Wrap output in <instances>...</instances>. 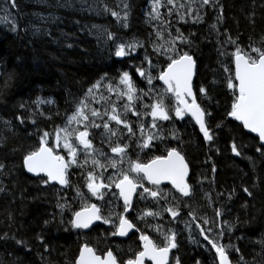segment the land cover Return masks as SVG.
<instances>
[{
    "label": "trees",
    "instance_id": "trees-1",
    "mask_svg": "<svg viewBox=\"0 0 264 264\" xmlns=\"http://www.w3.org/2000/svg\"><path fill=\"white\" fill-rule=\"evenodd\" d=\"M127 2L125 9V0H0V164L4 165L0 169V264H74L84 243L98 254L111 250L122 264L139 252L137 233L114 236L116 228L104 223L107 218L118 225L119 215L125 212L122 201L106 199L101 205L103 221L90 231L71 227L75 211L101 201L86 193L90 165L79 166L84 164L85 154L78 151V164L69 168L70 183L64 188L43 183V176L28 175L23 157L38 148L44 132L56 133L96 81L104 85L128 72L137 89L133 106L151 110L148 106L164 91L157 78L165 67L162 64L160 69L161 62L168 59L155 47H168L177 37V29L187 40L177 39L176 51L188 52L196 61L193 86L207 90L206 111L211 115L206 124L213 134L212 141H205L190 119L167 131L171 144L184 153L190 181L196 186L195 197L185 201L180 214L183 218L186 207L197 216L199 227L185 232L178 226L180 263L217 264L218 254L209 241L217 244L220 240L239 249L236 264H264V155L257 151L256 139L227 115L232 92L227 88L229 74L224 66L234 74V58L220 55L221 51H235V45L225 43L229 36L241 48L260 44L264 0H211L207 5L201 0H174L173 4L161 0L159 19L152 13V0ZM122 7L128 14L126 22ZM221 8L222 21L217 19ZM112 12L119 13L120 19ZM197 15L202 18L198 22ZM108 33L114 34V40L108 39ZM121 42L136 47L126 49V56L116 57L115 48ZM148 60L152 66L146 70L154 77L153 89L138 79L136 71L148 67ZM105 74L107 78L101 80ZM166 97L168 94L164 102ZM233 143L240 155L233 153ZM58 203L67 206L62 209ZM217 210L222 212L223 230L230 231L229 236L204 226L205 221L213 224L219 220ZM218 227L222 228L221 223ZM18 240L24 243L17 244Z\"/></svg>",
    "mask_w": 264,
    "mask_h": 264
},
{
    "label": "snow or ice",
    "instance_id": "snow-or-ice-1",
    "mask_svg": "<svg viewBox=\"0 0 264 264\" xmlns=\"http://www.w3.org/2000/svg\"><path fill=\"white\" fill-rule=\"evenodd\" d=\"M173 2L174 0H167L168 4H173ZM210 2L211 0H201L202 5H207ZM124 7L127 9L128 5L125 4ZM160 7L161 0H152V13L155 14L154 18L156 19L160 18ZM112 15L116 16L117 19H120L119 13L112 12ZM127 15V11H125L123 22H126ZM252 15L254 16L255 14L253 13ZM181 19H183V17H181ZM195 19L198 22L202 18L197 15ZM217 19L221 21L223 19L222 8L221 14ZM125 26H127L126 23ZM213 27H215V25H213ZM177 33V37L172 39L168 47H165L164 45H157L155 47L157 52H160L163 55H168L169 62L167 63V67L162 69L159 74V80H162L166 87L163 93L159 94L156 100L148 106L151 108L150 115L153 118L151 127H157V124L155 123L157 119H170V112L172 109L165 104L164 95L171 93L176 100V106L174 109L175 117L183 119L186 114H190L196 124L199 125V130L203 134L204 140L212 141L213 134L207 126L205 119V117L210 116L211 113H207L201 108L197 103L196 96L193 92V76L197 67L196 61L188 52L180 54L176 51L175 41L177 39L181 42L187 40V38L179 32V29H177ZM107 35L109 40H114V34L108 33ZM160 35V32L157 31V36ZM225 43L236 46L233 53H227L226 51L220 52L221 56H231L234 58V74L230 67L224 66V71L229 74L227 78V88L232 92V102L227 115L234 118L236 121H240L243 128L248 129L253 133H257L259 140L264 142V37L261 38L259 45L250 44L247 51L239 47L238 42L233 40L231 36L228 37ZM69 47H71V45H69ZM135 47L136 44L133 43L117 44L114 55L116 57H124L128 54L126 49L131 50ZM170 52L173 54L169 55ZM148 64L150 67L152 66L151 60H148ZM136 71L140 76H147L148 83H152V76L150 73H147L142 68H137ZM106 78L107 74L101 77V80ZM118 83L123 85L124 89H126V91H121L119 93L120 96H127L129 101V103L124 106L126 114L128 111L132 110L131 102L138 98L137 89L135 88L128 72H123L120 75ZM99 87H101V82L97 81L88 89L85 97L87 98V96L92 95L94 89ZM107 87L110 92L114 90L112 84H109ZM200 93L207 95V90L204 87H201ZM144 94L146 95V93ZM86 98L81 99L73 113L68 116L65 127H58L56 129L57 144L59 145V142L63 140V146L68 152V159L66 160L65 157L54 154L53 149L47 146L49 133L44 132L43 136L40 138L39 147L34 151L28 152L23 157V166L29 173H34L37 176H39L40 173L46 174L47 179L41 177L42 182L45 184H48L50 181H56L61 185L68 186L70 183L68 179V169L72 165L78 164L77 154L79 146L82 145L86 158L84 164L79 166L83 167L86 165L89 162V158H91L93 166L92 170L88 171L86 177V187L89 192L93 196L102 199L103 195L101 189L110 188L111 184L114 183L115 188L119 190L120 197L123 198L125 212H128V210L133 207V194L137 193L138 189H143V191L139 193L141 199L151 197L159 203L161 198H166L167 194H164L159 190L145 187L143 183H140L142 180H147L149 184L153 186H159L162 181H169L173 188L182 196L187 197L191 195L192 188L186 180V177L189 175V166L180 151L176 148H169L167 149V155L155 156L147 163H141L138 160L131 159L125 161L128 145H121L119 143V137L123 136V132L120 131L119 128H111L110 123L114 121L118 126L123 125L124 128L127 129L129 139L135 136L133 126L126 119L122 118L115 105L112 106L110 112L105 111L104 113H101L95 108L89 109ZM189 98L191 102H189ZM37 103H40V101L38 100ZM48 103H51V101H48ZM20 107L23 108L25 105L21 104ZM86 109L90 111V116L86 114ZM134 114L137 116L140 115L138 112ZM104 116L107 117V120H103ZM97 117L102 119V124L95 123ZM17 119L23 122V117L18 116ZM73 123L83 124L84 130L80 131L76 129L70 131L69 128ZM101 126L107 133V141L111 147V152L119 156L118 160L115 158H109L107 163H102L100 159L95 158L97 150L94 148L92 141L89 138V128H100ZM217 127H219V125H217ZM139 129L143 137V123L139 125ZM73 136L75 137V141L79 142L78 145L69 139ZM113 137H117L114 147L111 146L114 142ZM156 138V136L148 135L146 138H143V142L138 146L141 149L148 148L151 141ZM262 149H264V143L261 144V148L257 149V151H261L262 155H264ZM232 151L236 155H240L235 143L232 145ZM99 155L105 156L106 154L101 151ZM125 162L128 165L126 169L124 168ZM106 167H111L117 170L115 180H113L112 177H109V184H105L100 178L102 173L96 174L95 172L96 168L105 169ZM3 168L4 165L0 164V169ZM213 171H215V168H213ZM133 174L136 175L133 176ZM97 180H99V182H97ZM243 190L249 196L252 195L248 188H244ZM77 194L80 195L79 190H77ZM57 206L63 209L67 205L58 203ZM100 211L101 210L95 204L90 206L85 205L79 211L73 213L69 223L74 229H89L94 221L102 219ZM163 211L170 213L173 218L178 216V212L172 207L165 208ZM160 215V211L146 209L138 218L143 220L147 217H156ZM189 215H191V213H189ZM216 215L221 216L222 212L217 210ZM118 219L119 224L115 225L112 220L104 218L105 224H112L116 228V231L113 232L112 235L125 236L130 229L135 228V225L124 215H119ZM48 223L49 221H45V224ZM205 223H207V221H205ZM156 231H162L160 226L156 227ZM201 234H204L203 229H201ZM221 235H223V233H221ZM37 238L40 240L43 239L40 236ZM205 239L207 240L208 237L205 236ZM140 240L143 243L142 250L137 252L133 259L127 260L126 264H144L145 258L151 260L152 264H169V252L171 249L177 248L175 232H170V234L164 235L165 243L163 247L154 243L148 235L141 234ZM16 243L23 244L24 242L18 240ZM209 243H211L212 247L218 254L219 264H231L225 246L217 245L214 241H209ZM261 243L264 244V241ZM236 251H239V249H236ZM74 264H118V261L117 257L111 250H108L102 256L97 255L96 250L85 243L80 247L79 255L76 257ZM176 264H180L179 258H177ZM197 264H199V262H197Z\"/></svg>",
    "mask_w": 264,
    "mask_h": 264
},
{
    "label": "rangeland",
    "instance_id": "rangeland-1",
    "mask_svg": "<svg viewBox=\"0 0 264 264\" xmlns=\"http://www.w3.org/2000/svg\"><path fill=\"white\" fill-rule=\"evenodd\" d=\"M125 4H127L128 5V2H127V0H125ZM96 5H98V4H96ZM104 8H105V6L103 7V10H104ZM124 13V10H123V7H122V12H121V14H123ZM193 56V55H192ZM93 86V85H92ZM91 86V87H92ZM89 89V88H88ZM103 90H104V86L103 85H101V87H99V88H97V89H94V91H93V94L92 95H89V96H87V98L85 97V94L88 92V90L85 92V94L77 101V103H76V105H75V107H74V109L76 108V106H77V104L79 103V101L81 100V99H85L86 98V100H87V103L88 104H90L91 102H93L96 98H98V97H100L102 94H103ZM107 108H109V106L108 105H105L104 107H103V109H107ZM85 123H87V122H85ZM95 123H97L96 122V120H95ZM98 124V123H97ZM65 125H66V123H64L63 124V126H61V128H63V127H65ZM82 127H83V130H84V125H82ZM89 132H90V139H91V141H92V144H95V141H96V139L97 138H99V136H103V134H104V130H102V129H100V128H89ZM78 141H76V144L78 145ZM106 143L107 144H104V143H97L96 145H97V147L98 146H101L103 149H106L107 150V152H109V147H110V145H109V143H108V141H106ZM135 147V146H134ZM98 150H100V152L102 151L103 153H105L106 154V151H103V150H101V149H99V148H97ZM79 151H80V154H85L84 153V150H83V146L82 145H80L79 146ZM79 154V155H80ZM116 154H114V155H112L111 157H115V159H119V158H117V157H119V156H117ZM95 158L96 159H100L101 160V162L102 163H107V162H105L103 159H106V160H108L109 159V157L107 156V154L105 155V156H100L99 154H97V155H95ZM125 161H127V160H125ZM124 165H125V163H124ZM98 170H99V173H102V176L100 177L101 179L103 178V179H106V180H103V182L105 183V184H109L110 183V181H109V177H112V179L113 180H115V178H116V176H117V171H115L116 169H113V168H111V167H106L105 169H101V168H98ZM114 171H115V175H114ZM99 173H97V174H99ZM97 182H99V180H97ZM113 184L114 183H112L111 184V186H113ZM109 188H105V191H107ZM87 191L89 192V190H88V188H87ZM101 193H103V189H101ZM88 197L90 198V199H100V198H98L97 196H93L90 192L88 193ZM179 205L181 204V202H179L178 203ZM179 258H180V256H179Z\"/></svg>",
    "mask_w": 264,
    "mask_h": 264
},
{
    "label": "bare ground",
    "instance_id": "bare-ground-1",
    "mask_svg": "<svg viewBox=\"0 0 264 264\" xmlns=\"http://www.w3.org/2000/svg\"><path fill=\"white\" fill-rule=\"evenodd\" d=\"M119 7V6H118ZM107 9V8H106ZM116 9V8H115ZM119 9V8H118ZM12 11V10H11ZM120 12V11H119ZM18 15V14H17ZM204 18V17H203ZM103 20V19H102ZM1 21V20H0ZM208 22V21H207ZM11 23V22H10ZM107 25V24H106ZM116 29V28H115ZM102 37V36H101ZM104 43V42H103ZM152 60V59H151ZM233 62H234V59H233ZM194 77H195V74H194ZM194 77H193V81H194ZM97 82V81H96ZM96 82H94V83H92L88 88H90L92 85H94ZM101 85H103V84H101ZM104 86V85H103ZM88 88L84 91V93H83V95L85 94V92L88 90ZM82 95V96H83ZM81 96V97H82ZM80 97V98H81ZM79 98V99H80ZM78 99V100H79ZM77 103V102H76ZM76 105V104H75ZM75 107V106H74ZM74 109V108H73ZM123 203H124V201H123V199L121 200ZM183 206H186V202L185 201H183V202H181V204H180V207L178 208V213H179V216L181 217V214H180V208L181 207H183ZM101 211H100V214H101V216H102V219L101 220H98V221H94L93 222V224L90 226V228L89 229H77V230H81V231H83L84 233H86V232H88V231H90L91 230V228H93V227H95L97 224H99V223H101L102 221H103V214H102V207H100L99 208ZM119 224V223H118ZM132 230L133 229H130L129 231H128V233L125 235V236H123V237H127L131 232H132ZM216 230V229H215ZM214 230V231H215ZM218 233V232H217ZM217 235V234H216ZM212 238V237H211ZM85 244V243H84ZM90 247H92V246H90ZM107 252V251H106ZM104 254V253H103ZM103 254H98L97 253V255H103ZM79 255V254H78ZM217 264H219V257L217 256Z\"/></svg>",
    "mask_w": 264,
    "mask_h": 264
},
{
    "label": "flooded vegetation",
    "instance_id": "flooded-vegetation-1",
    "mask_svg": "<svg viewBox=\"0 0 264 264\" xmlns=\"http://www.w3.org/2000/svg\"><path fill=\"white\" fill-rule=\"evenodd\" d=\"M117 111L119 112V113H122L123 111L121 110V109H119V108H117ZM128 112H130V111H128ZM104 120H107V117L104 119ZM112 122L110 123V127L112 128ZM100 129H102V130H104V136L106 137L107 136V133H106V131H105V129L101 126L100 127ZM99 139H100V141H99V143H102V141H101V139H102V136H99ZM114 143H115V141H114ZM109 156H112V155H114L115 153H112L111 152V147H109V152H106ZM145 187H149V188H152L151 186H149V185H147V184H145L144 185ZM142 200H144L145 202H149V204H150V207H151V210H154V209H157L158 208V203L155 201V200H153L151 197H147L146 199H142Z\"/></svg>",
    "mask_w": 264,
    "mask_h": 264
},
{
    "label": "water",
    "instance_id": "water-1",
    "mask_svg": "<svg viewBox=\"0 0 264 264\" xmlns=\"http://www.w3.org/2000/svg\"><path fill=\"white\" fill-rule=\"evenodd\" d=\"M194 77V76H193ZM163 85H164V82L162 81V80H159ZM165 86V85H164ZM166 87V86H165ZM237 122H240V121H237ZM241 123V122H240ZM242 124V123H241ZM244 130L247 132V133H249V134H252V135H255V136H258V134L257 133H253V132H251L250 130H248V129H245L244 128ZM259 137V136H258ZM261 142V141H260ZM262 143H264V142H261V144ZM23 168H24V166H23ZM24 170H25V172L28 174V175H30L31 177H38L36 174H34V173H29L27 170H26V168H24ZM40 175H43V176H45L46 177V174H44V173H40L39 174V176ZM47 178V177H46ZM50 183H52V184H56V185H58L59 187H65L64 185H61V184H59L58 182H56V181H50ZM144 264H145V262H144Z\"/></svg>",
    "mask_w": 264,
    "mask_h": 264
}]
</instances>
